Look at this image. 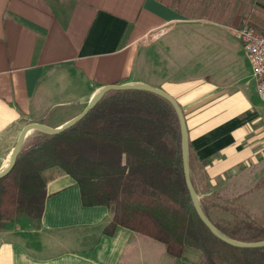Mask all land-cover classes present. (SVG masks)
<instances>
[{
  "label": "crops",
  "instance_id": "obj_1",
  "mask_svg": "<svg viewBox=\"0 0 264 264\" xmlns=\"http://www.w3.org/2000/svg\"><path fill=\"white\" fill-rule=\"evenodd\" d=\"M260 1L0 0V170L27 124L59 128L104 87L147 85L181 108L188 146L197 159L194 167L201 172L198 192L225 179L227 186L259 180L264 187V104L256 95L246 52L230 34L195 37L191 31L205 24L236 27L243 19L239 12L258 3L264 32ZM145 47L147 74L138 65ZM224 54L244 58L240 76H229L220 65ZM244 91L252 92L251 100ZM42 176V216H19L0 229V264L200 261V253L190 249L172 259L162 244L122 227L106 235L111 221L107 208L84 207L76 182L58 169ZM209 194L203 197L221 200ZM250 198L230 193L221 201L240 215ZM257 199L264 206V196ZM230 212H224L229 219Z\"/></svg>",
  "mask_w": 264,
  "mask_h": 264
},
{
  "label": "trees",
  "instance_id": "obj_2",
  "mask_svg": "<svg viewBox=\"0 0 264 264\" xmlns=\"http://www.w3.org/2000/svg\"><path fill=\"white\" fill-rule=\"evenodd\" d=\"M28 139L12 171L0 179V229L19 216L41 218L46 198L42 174L58 169L76 182L84 207L110 211L104 229L108 236L122 227L162 244L172 259H180L186 249L197 251L198 264H264V248L227 245L199 219L185 185L179 122L160 97L109 92L71 129L59 135L34 131ZM195 162L189 145L190 180L199 196ZM199 201L208 221L228 239L264 241V225L232 214L226 201L222 210L232 220L222 223L211 216L216 203Z\"/></svg>",
  "mask_w": 264,
  "mask_h": 264
},
{
  "label": "rangeland",
  "instance_id": "obj_3",
  "mask_svg": "<svg viewBox=\"0 0 264 264\" xmlns=\"http://www.w3.org/2000/svg\"><path fill=\"white\" fill-rule=\"evenodd\" d=\"M259 2H261L260 0H258ZM260 11V6L259 4H255V6L253 8H250L249 10L246 11H242L239 12L240 13V17H242V20H239V22L237 23L236 27L240 28L241 26H245V25H252L254 27H256V29L258 31H261L262 33L263 30L262 28L259 26L260 24L258 23V18L257 16L260 15L259 13ZM244 20V21H243ZM240 24V25H239ZM205 25H201L200 28H198L196 31L194 29H192V32L195 35V37H229V30L227 26L224 25H220V26H207ZM235 27V26H234ZM212 28V30L210 31V29ZM216 30H218V32H216ZM228 33V34H227ZM231 35V34H230ZM232 37H234L233 35H231ZM147 48H143L140 50V58H139V67L140 69H142L143 71L146 72V59L147 58V52L146 50ZM225 56H223L220 60V65H222V67L225 68L227 74L229 75L231 73V75L233 76V78L240 76L241 72L243 71V60L244 58L241 56L240 58H236V56L234 55L233 58H230L228 55L224 54ZM213 61V60H212ZM211 60H209L210 62V67L214 66V61L212 62ZM219 65V66H220ZM152 66V65H151ZM206 71V69H205ZM230 76V75H229ZM230 80V79H229ZM244 93L247 95L248 99H252V92H248L246 93L244 91ZM33 132H31L29 134L28 137H30L32 135ZM30 139L27 138L26 142L29 141ZM6 167V165L4 166ZM194 167V166H193ZM201 172L200 170H198L196 168L195 173H193V176L196 178H199L201 180ZM249 177L245 178L244 180L247 181ZM243 179V178H242ZM195 181V178H194ZM201 182V181H200ZM199 196L201 198H203V200H205V198L203 197V195H209L211 196L210 193H216L217 195L221 196V200L225 199L226 194H235V195H239V197H241V199L243 198L244 195H246L248 198H250L249 196H255V200H253V198L250 200V202H247L245 204V210H241L242 214L239 215V217H242L243 219H245L244 221H248V222H252L255 225H264V206L261 205V203L257 202V196L261 195L264 196V187H260L259 186V180L255 181L254 184H249V181L247 182L246 186H242L239 185L238 187H235L234 184H230L229 186H227V182L226 179L225 181H223L221 183L220 186H214L212 188H210L209 186L205 187V186H201L199 189ZM198 196V197H199ZM214 201V203H216V206H214V210L211 211V216L213 221H215L216 223H222L223 221L227 222L230 221L231 222V218L229 219L224 211H222V209L224 208L225 203L223 201ZM243 205V204H242ZM21 217V216H20ZM256 222V223H255Z\"/></svg>",
  "mask_w": 264,
  "mask_h": 264
},
{
  "label": "water",
  "instance_id": "obj_4",
  "mask_svg": "<svg viewBox=\"0 0 264 264\" xmlns=\"http://www.w3.org/2000/svg\"><path fill=\"white\" fill-rule=\"evenodd\" d=\"M113 91H140V92H147L154 94L161 99L165 100L168 104L171 105L173 110L175 111V114L177 116L178 122H179V128H180V134H181V151H182V164H183V173H184V179H185V185L188 190L190 199L192 201V204L194 206V209L201 220V222L206 226V228L210 231V233L216 237L217 239L221 240L222 242L226 243L227 245H230L232 247L236 248H243V249H259V248H264V241L258 242V243H241L237 242L231 239H228L224 235H222L205 217L199 197L194 191V188L192 186L191 180H190V173H189V166H188V134H187V128H186V123L185 119L183 116V113L181 111V108L178 106L176 101L164 93L162 90L156 89L149 87L147 85H129V84H124V85H112V86H107L102 89H100L91 99L87 107L83 110L82 113H80L78 116L75 118L71 119L64 125H62L59 128H51L46 125L38 124V123H30L27 124L20 132L16 144L12 150V153L10 155L9 161L6 164V167L0 170V179L4 178L7 176L12 169L14 168V165L16 163V159L20 153V150L28 138L29 134L34 131H42L46 132L52 135H59L72 127H74L77 123H79L96 105V103L107 93L113 92Z\"/></svg>",
  "mask_w": 264,
  "mask_h": 264
},
{
  "label": "built area",
  "instance_id": "obj_5",
  "mask_svg": "<svg viewBox=\"0 0 264 264\" xmlns=\"http://www.w3.org/2000/svg\"><path fill=\"white\" fill-rule=\"evenodd\" d=\"M228 30L239 40L246 52L256 86V95L264 104V33L252 25L228 27Z\"/></svg>",
  "mask_w": 264,
  "mask_h": 264
}]
</instances>
